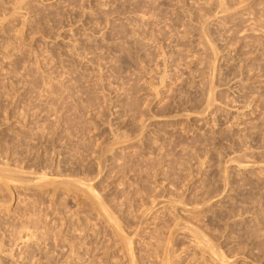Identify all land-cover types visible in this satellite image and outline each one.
I'll list each match as a JSON object with an SVG mask.
<instances>
[{
    "label": "rangeland",
    "instance_id": "1",
    "mask_svg": "<svg viewBox=\"0 0 264 264\" xmlns=\"http://www.w3.org/2000/svg\"><path fill=\"white\" fill-rule=\"evenodd\" d=\"M219 1L0 0V264H264V0Z\"/></svg>",
    "mask_w": 264,
    "mask_h": 264
},
{
    "label": "bare ground",
    "instance_id": "2",
    "mask_svg": "<svg viewBox=\"0 0 264 264\" xmlns=\"http://www.w3.org/2000/svg\"><path fill=\"white\" fill-rule=\"evenodd\" d=\"M221 1V0H220ZM219 1V2H220ZM221 6H222V4H221ZM225 6V5H224ZM220 8H223V7H220ZM217 13V12H216ZM206 37H207V35H206ZM216 57V56H215ZM214 57V58H215ZM214 66V65H213ZM211 90V89H210ZM210 96V95H209ZM2 171H4V170H2ZM6 171H7V169L5 170V173H6ZM11 176V175H10ZM5 177V176H4ZM6 177H8V176H6ZM40 178V177H39ZM45 178H46V176H45ZM7 180H9V179H7ZM221 194V193H220ZM172 200H174L173 198H172ZM179 202V201H178ZM173 203V202H172ZM175 203V202H174ZM172 205V204H171ZM172 207H173V205H172ZM101 209H102V207H100ZM103 209H105V207L103 208ZM108 208H106V210H107ZM192 211V210H191ZM109 212V211H108ZM107 212V213H108ZM199 213V212H198ZM264 213V212H263ZM112 214V213H111ZM221 214H224V212H221ZM219 215V214H218ZM106 217H109V216H106ZM215 217V216H214ZM112 218V217H111ZM115 218V217H114ZM224 218V217H223ZM116 219V218H115ZM111 220H113V219H111ZM216 220V219H215ZM117 221V220H116ZM116 221H114V222H116ZM193 221V220H192ZM191 221V222H192ZM112 222V221H111ZM194 222V221H193ZM213 222V221H212ZM218 222V221H217ZM260 222H262V221H260ZM185 223V222H184ZM199 223V222H198ZM213 223H215V222H213ZM118 224H120V223H118ZM194 224H196V223H194ZM117 225V224H116ZM201 225H203V224H201ZM205 225V224H204ZM214 225V224H213ZM216 225V224H215ZM166 226V225H165ZM186 226V225H185ZM193 226V225H192ZM199 226V225H198ZM118 227H120L121 228V225L120 226H118ZM196 227V226H195ZM213 227V226H212ZM216 227V226H215ZM258 227V226H257ZM117 229V228H116ZM119 229V228H118ZM198 229V228H197ZM196 229V230H197ZM160 230V229H159ZM196 230H193V231H196ZM214 230V229H213ZM219 230V229H218ZM210 231V230H209ZM260 231H261V229H260ZM259 231V232H260ZM118 232V231H117ZM187 232V231H186ZM218 232V231H217ZM187 233H189V232H187ZM195 233V232H194ZM206 233H207V231H206ZM263 233V232H262ZM119 234V233H118ZM118 234H116V236L118 235ZM193 234V233H192ZM195 234H197V233H195ZM260 234V233H259ZM155 235V234H154ZM80 236V235H79ZM189 236V235H188ZM198 236H200V235H198ZM203 236V235H202ZM212 236V235H211ZM122 237V236H121ZM164 237V236H163ZM256 237V236H255ZM259 237V236H258ZM80 238H81V236H80ZM189 238V237H188ZM192 238V237H191ZM199 238V237H198ZM198 238H196L195 237V239H197L198 240ZM204 238V237H203ZM206 238V237H205ZM250 238V237H249ZM155 239H157V238H155ZM174 239V238H173ZM172 239V240H173ZM176 239V238H175ZM209 239V238H208ZM217 239V238H216ZM252 239V238H251ZM77 240V239H76ZM75 240V241H76ZM79 240V239H78ZM206 240H207V238H206ZM209 240H211V239H209ZM152 241V240H151ZM151 241H150V243H151ZM170 241V240H169ZM196 241V240H195ZM202 241V240H201ZM131 242V241H130ZM164 242V241H163ZM206 242V241H205ZM80 243V242H79ZM83 243V242H82ZM156 243V242H155ZM173 243V242H172ZM183 243V242H182ZM193 243V242H192ZM191 243V241H190V245L192 244ZM197 243H200V242H197ZM206 243H209V244H211L210 242H206ZM242 243V242H241ZM244 243V242H243ZM242 243V244H243ZM127 244V243H126ZM164 244H166V243H164ZM189 244V243H188ZM247 243H245V244H243V245H246ZM254 244V243H253ZM252 244V245H253ZM258 244H261V243H258ZM71 245V244H70ZM160 245V244H159ZM167 245V244H166ZM169 245V244H168ZM182 246H183V244H181ZM195 245V244H194ZM202 245V244H201ZM204 245V244H203ZM207 245V244H206ZM214 245V244H213ZM236 245V244H235ZM255 245V244H254ZM69 246V245H68ZM156 246H158V245H156ZM161 246V245H160ZM172 246V245H171ZM211 245H209V246H207V247H210ZM222 246V245H221ZM126 247H127V245H126ZM130 247H131V245H130ZM166 247H168V246H166ZM178 247V246H177ZM197 247V246H196ZM219 247V246H218ZM240 247V246H239ZM238 247V248H239ZM70 248V247H69ZM73 248H74V246H73ZM76 248V247H75ZM78 248V247H77ZM183 248V247H182ZM202 248V247H201ZM203 248H205V247H203ZM231 248V247H230ZM237 248V247H236ZM241 248H243V247H241ZM249 248V247H248ZM127 249H129V248H127ZM162 249H164V247H162ZM167 249V248H166ZM187 249V248H186ZM195 249V248H194ZM198 249V248H197ZM197 249H195V250H197ZM207 249V248H206ZM209 250H211L210 248H208ZM214 249V248H213ZM262 249H264V247H262ZM76 250V249H75ZM131 250V249H130ZM129 250V251H130ZM159 250V249H158ZM173 250V249H172ZM191 250V249H190ZM205 250V249H204ZM220 250V249H219ZM70 251V250H69ZM77 251V250H76ZM151 251V250H150ZM164 251V250H163ZM206 251V250H205ZM213 251H215V250H213ZM213 251L211 250V252L213 253ZM218 251V250H217ZM223 251H225V250H223ZM233 251H235V250H233ZM242 251V250H241ZM260 251V250H259ZM264 251V250H263ZM160 252H162V251H160ZM198 252V251H197ZM200 252V251H199ZM202 252H203V250H202ZM209 253H211L210 251H208ZM243 252V251H242ZM262 252V251H261ZM78 253V252H77ZM134 253V252H133ZM141 254H142V252H140ZM166 253V252H165ZM167 253H168V251H167ZM170 253V252H169ZM185 253V252H184ZM201 253V252H200ZM221 253V256H222V251L220 252ZM69 254H71V253H69ZM128 254V253H127ZM156 254V253H155ZM162 254V253H161ZM164 254V253H163ZM172 254V253H171ZM192 254V253H191ZM214 254V253H213ZM258 254V253H257ZM130 254H128V256H129ZM170 255V254H169ZM218 255H219V253H218ZM243 255H245V254H243ZM69 256V255H68ZM67 256V257H68ZM127 256V257H128ZM156 256V255H155ZM214 256H216V254H214ZM213 255H212V257H214ZM220 256V255H219ZM233 256V255H232ZM248 256V255H247ZM256 256V255H255ZM131 257V256H130ZM141 257V256H140ZM153 257V256H152ZM156 257H159V255L158 256H156ZM160 257H161V255H160ZM163 257V256H162ZM166 257V256H165ZM174 257H176V256H174ZM193 257V256H192ZM200 257H201V255H200ZM224 257V256H223ZM169 258V257H168ZM203 258H205V257H203ZM219 258V257H218ZM232 258V257H231ZM72 259V258H71ZM135 259V258H134ZM134 259H133V261H134ZM144 259V258H143ZM149 259V258H148ZM166 259V258H165ZM165 259H164V261H165ZM191 259V258H190ZM213 259V258H212ZM221 259V258H220ZM237 259V258H236ZM73 260V259H72ZM135 260H137V259H135ZM160 260H163V259H161L160 258ZM168 260V259H167ZM197 260V259H196ZM202 260V259H201ZM210 260V259H209ZM234 260V259H233ZM259 260V259H258ZM70 261V260H69ZM163 261V262H164ZM193 261V260H192ZM172 262V261H171ZM176 262H177V260H176ZM207 262V261H206ZM214 262V261H213ZM217 262V261H216ZM223 261H221V263H222ZM160 263V262H159ZM165 263V262H164ZM167 264H169L168 262H166ZM231 263V262H230ZM73 264V263H72ZM126 264V263H125ZM129 264V263H128ZM134 264H136V263H134Z\"/></svg>",
    "mask_w": 264,
    "mask_h": 264
}]
</instances>
